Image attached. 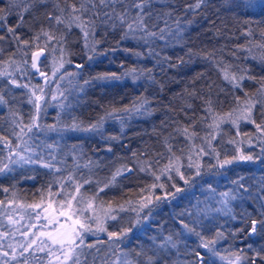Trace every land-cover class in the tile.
I'll use <instances>...</instances> for the list:
<instances>
[{"label":"trees","instance_id":"1","mask_svg":"<svg viewBox=\"0 0 264 264\" xmlns=\"http://www.w3.org/2000/svg\"><path fill=\"white\" fill-rule=\"evenodd\" d=\"M81 2L3 0L0 4L6 8L2 14L6 19L0 21V36H4L0 40V64L11 73L0 76V96L6 102L0 103V136L8 138L11 149L17 144L14 124H25L32 111L28 89L42 78L31 68L29 58L38 46L44 48L37 61L40 70L48 73V58L54 56L64 62L65 79L73 83L71 99L65 96L66 103L58 109L56 120L61 122L57 123L71 125L75 118L87 127L104 118L95 132L48 134L46 137H52L35 155L43 163L49 160L52 167L21 162L0 172V205L6 204L10 196L24 205L39 201L41 196L45 199L43 190L57 186L50 183L52 174H56L71 185L82 182L79 194L95 196V208L103 215L115 216L106 218L107 232L127 233L117 241L119 248L108 240L107 232L86 233L80 264H108L121 248L133 264H149L148 257H153L152 264H200L194 250L201 253L203 264H251L253 259L255 264H264L256 255L259 252L264 256V132L256 128V124L264 128V0H204L195 10L186 6L197 0H150L145 10L151 17L146 23L157 35L146 40L140 38L145 33L139 31L135 33L137 39H121L125 27L115 16L103 23L106 17L93 14L110 12L112 7L116 12L123 11L128 0L125 5L90 10L82 18L95 20V32L87 38L89 48L99 41L95 53L85 47L79 27L74 23L67 27L71 5L79 7ZM25 6L28 11H24ZM88 7L91 9V5ZM49 14L65 22L56 24ZM8 27L15 28L19 40L8 33ZM44 32L56 38L48 41ZM37 35L39 40L34 39ZM23 40L29 44H22ZM54 46L58 52L51 55ZM137 52L141 55H134ZM131 68L136 69L135 74L123 75ZM225 71L244 77L238 81L240 87L224 79ZM106 73H116L121 78L95 79ZM10 79L28 87H16L8 83ZM145 99L148 103L135 111L133 103L140 104ZM252 102H257L251 111L255 123L246 120L234 126L224 120ZM209 107L211 111H206ZM208 114L220 125L217 140L208 132L198 139L204 131L202 118ZM52 120L50 109L46 122ZM184 128H188V136ZM42 140H35L33 145L39 147ZM239 141L241 148L237 149ZM200 149L209 153L200 154ZM9 153L10 148L0 142V168L6 165ZM242 155L252 159H239ZM225 159L232 163L221 167ZM117 169L121 174L113 181ZM85 180L90 182L85 184ZM100 188L104 190L100 192ZM225 192L236 199L223 197L221 193ZM219 194L221 206L216 203ZM199 199L204 201L199 203ZM148 200L151 202L141 208ZM253 220L257 222L255 232ZM184 224L205 239H216L218 231L223 233L213 246L217 255L197 248L199 238L189 233ZM1 226L0 234L6 230ZM169 236L177 242L176 248L166 244ZM89 244L94 247H86ZM2 245L1 253L6 249ZM38 249L31 247L23 256V248L18 249L14 259L17 263L8 257V264H25L22 258L27 259V264H44L47 257L43 253L47 251ZM138 252L142 254L137 256ZM237 255L247 259L237 261Z\"/></svg>","mask_w":264,"mask_h":264},{"label":"snow or ice","instance_id":"2","mask_svg":"<svg viewBox=\"0 0 264 264\" xmlns=\"http://www.w3.org/2000/svg\"><path fill=\"white\" fill-rule=\"evenodd\" d=\"M41 2H43V0H41ZM203 2L204 0H197V2L194 5H187L186 7L187 9H190V10L199 9ZM2 3H3V0H0V4ZM149 3H150V0H128L127 6L124 7L123 11L116 12L115 7H112L110 12L101 13L100 11H93V14L97 18H99L101 15L106 17L107 19H105L103 23H107L108 20H111L113 16H115V19L118 20L120 24L125 27V31L122 33L121 39H127L130 36L133 39H137L135 33L139 31V32L145 33V36L140 37V38L146 40V37H155L157 35L156 32H152L149 30V26L146 23V19L151 17V13L145 10ZM116 4L125 5L126 0H82V2L79 4V7H77V5L75 4L71 5L69 27L71 26L72 23H74L77 27L81 29L85 37V47L86 48H89V41L87 38L89 37V35L94 34L95 32V20L91 18H89L88 20H85L82 18L83 14L89 12L90 10H96L98 8H107L110 5L114 6ZM88 5H91V9L88 7ZM132 10H135L134 14L132 13ZM5 11H6L5 7H0V21H3L6 19V17L2 15L3 13H5ZM24 11H28V6H25ZM61 11H63V9H61ZM20 19L22 20L23 17L21 16ZM49 19H54L56 24H63L65 22L64 20L61 19L60 16L53 17L51 14H49ZM18 26L19 25H17V27ZM115 27H116V24L113 23L112 28H115ZM7 31L8 33L13 34L15 39L17 40L20 39L19 36L15 35L14 27H8ZM160 32H161L160 38L163 39L164 37L162 33L164 32V29H161ZM43 35L47 37L48 41H52L53 39L56 38L55 36L51 35L49 32H44ZM3 39H4V36H0V40H3ZM34 39L39 40L40 39L39 35L34 37ZM20 42L24 45L29 44L28 40H23ZM98 43L99 41H95L92 44V46L89 48V51L95 53L96 52L95 45ZM125 51H127V49ZM43 54H44V48H40L39 46H38L37 51L32 52L31 68L34 69L35 72L39 73V75L43 77L45 81H47L49 77L46 75L45 72L40 70V67L38 66V63H37V61L40 59V57ZM25 55L27 54L25 53ZM134 55L139 56L141 55V53L137 52V53H134ZM92 58H93L92 56H89V59H92ZM68 62L70 63V61ZM13 63H15V61H13ZM23 63L27 64L28 61L25 60L23 61ZM63 66H64V62H61L60 67L62 68ZM76 67L79 68L80 65H76ZM56 71H58V69L53 71V76H55ZM148 71L150 72L151 70H148ZM135 72H136V69L131 68V69L126 70L123 73V75L127 76L129 74H135ZM10 75L11 73H8L7 71L0 72V76H10ZM69 75H75V74L69 73ZM60 78L63 79V77H60ZM120 78L121 77L118 76L116 73L100 74L97 77H95V79H101V80H104V79L119 80ZM224 79L228 81L229 83H231L233 87H240V84L238 81L243 80L244 77L243 76L237 77L235 74L229 75V73L225 71ZM8 83L16 87H24V88L28 87V85L26 84H19L16 79H10ZM85 83L87 84L88 81H85ZM36 88H38L41 93L44 92L43 87H40L39 85H37ZM261 90H264V80L261 81ZM31 95L35 97L34 100L31 98L29 100V103H31L35 109V114H33V116L31 117L32 123L27 124V125L16 124V127L19 128V132H15V131L13 132V135L17 136L19 139L23 141L25 145L24 151L26 152L31 151V149L28 147V142L26 140H23V137L28 135V133H32L34 128L36 129L41 128V125H39L37 121L39 119V113L41 110V105L39 101L41 100L42 97L37 96L35 90L32 91ZM52 99H56V97L53 96ZM0 103H6L3 99V96H0ZM147 103L148 101L146 99L143 100L142 103L140 104H136L134 102L133 108L135 111H140V109L143 108L144 105H146ZM206 103L210 105V101H207ZM255 103L257 102H252L248 104L247 109H246V111L248 112V115L244 117V119L250 120L252 123H255V120H253L251 117V111H252V108L255 107ZM61 107H63V105H61ZM189 107H191V105H189ZM124 110L128 111L127 108H125ZM206 111H211V108L209 107L208 109H206ZM103 119L104 118L102 117L101 120L98 121L97 123L84 127L82 126L81 123L76 122L74 118V122L69 126L68 130L95 132L102 126ZM13 123H16V122L13 121ZM233 123H235V121H233ZM213 126L219 127V125L215 123L209 125V127H213ZM256 128L257 130L264 132V128H262L260 124H256ZM46 130L47 131H60V129H57L55 125L46 126ZM183 133L186 136H188L189 135L188 128H184ZM192 135H195V133H192ZM0 142H3L4 145L9 147L11 150V142L8 140L7 137L0 136ZM19 147L20 145L17 144L16 148H19ZM48 147H51V145H49ZM200 151L203 152V149H200ZM15 154L17 155L18 160L12 161L13 163H18V162L23 161L24 163H42L43 167H49V168L52 167L50 163H43L42 160H33L31 156L25 157L19 152H16ZM10 158H11V151H10ZM233 159H236V157H233ZM239 159L250 160L252 159V157L242 155L239 157ZM230 163H232V160L225 159L224 161L220 162V166L223 167L225 164H230ZM7 167H8L7 165H4V167L0 168V172L5 171ZM126 170L131 171L130 169H126ZM141 170L143 171L144 169H141ZM57 171H59V169H57ZM163 171L164 170H161L162 174H163ZM176 171L179 172V169H176ZM120 174H121V170L117 169V172L112 177V180L114 181L116 178V175H120ZM181 178H183L182 175H181ZM71 179L72 177L69 176V180ZM156 179L159 180L160 177L157 176ZM89 182L90 181L88 180L84 181L85 184ZM160 186L163 187V185H160ZM81 187H82L81 184H76L75 191L79 193ZM104 187H108V185H105ZM151 187L155 188L156 185L153 184ZM240 187L243 188L244 185L241 184ZM103 190H104L103 188L99 189L100 192H102ZM5 191H7V189H5ZM221 195L226 198L230 197L231 199H236L235 195H230V193L228 192L221 193ZM65 196L67 197V199L64 203L60 205V207L62 209L66 208L67 212L61 211L59 213V216L65 217V221L62 223L58 217H52V218L45 217V219H47L48 221V224L52 225V230L47 233H41V235L46 236L48 241H50L51 247L49 248V252H48L49 256L53 257L55 260H58V261L60 260V256H56L55 253L52 251V248H55L56 251H58L60 255L63 256V260L60 261V264H66V262L70 260L73 261V264H80L79 255L81 253L78 252V250L81 249V246L85 245V239H84L85 234L86 233L96 234L99 232H107V229L104 227L101 217L96 216V215H86V213L90 211L92 213H95V207H94L95 196L88 198V199H85L83 196L77 199V196L72 195L70 193H65ZM156 199L159 200L160 198L156 197ZM73 200L76 201L75 207H73V204H72ZM150 202H151L150 200L146 201L144 204L141 205V208L147 206V203H150ZM2 203L3 202L0 201V204ZM223 203H225L226 205L227 199L223 201ZM30 207L35 208V207H39V205H30ZM45 211H47V209H45ZM218 211H221V209H218ZM225 214H227V212H225ZM108 215H109L108 213H105V216H108ZM111 218L115 219V216H112ZM8 219L11 222L15 223V221L11 220V217H8ZM37 219H39V216H37ZM256 223L257 222L255 220L252 221V225H253L252 232L256 231V228H255ZM261 223H264V221H261ZM93 224L96 225L95 231L93 230ZM183 227L189 233H193L199 238V244L197 245V248H203L207 252L213 255H217L215 248L213 246L217 243V240L223 236V233L218 231L216 233V239H205L201 235V233L196 232L194 228H189L187 224H184ZM126 234H127L126 232H120V233L107 232L108 240L111 241L112 245H114L117 248H119V244L117 243V241H121L122 237H124ZM23 235H27V233H23ZM3 238H4V234H0V240H2ZM34 243H36V241L32 240L27 244V246L20 245V247L23 248V252H21L20 255L23 256L24 252H27L28 249L31 248ZM41 244H44V241H41ZM166 244L170 245L172 248H176L177 246V242L174 241L171 236L166 238ZM2 247L3 245L0 244V248ZM8 247L12 249V252H11L12 259H15L16 249L12 248L11 244H9ZM45 247H48V245L44 244V246L40 247L38 250L43 252L45 250ZM86 247L92 248L94 247V245L89 244V245H86ZM160 247H164V245H160ZM0 254H2L5 257L9 256V252L7 251H4ZM141 254L142 253H139V252L136 253L137 256ZM194 254L198 258H200V264H203V257L201 256V253L199 251L194 250ZM256 255L259 256L260 259L264 260V256H261L259 252H257ZM242 259H247V257H241L239 255L236 256L237 261L242 260ZM148 261H149V264H152L153 257H148ZM3 264H8V261L7 260L3 261ZM25 264H27V261H25ZM49 264H52V261H49ZM113 264H119V260L114 261ZM123 264H133V262L126 259L123 261ZM251 264H255V259L251 261Z\"/></svg>","mask_w":264,"mask_h":264},{"label":"rangeland","instance_id":"3","mask_svg":"<svg viewBox=\"0 0 264 264\" xmlns=\"http://www.w3.org/2000/svg\"><path fill=\"white\" fill-rule=\"evenodd\" d=\"M69 27V26H67ZM56 46L52 47L50 49V54L52 55V53H57L58 51L56 50ZM59 56V55H57ZM49 72L46 73V75L49 77V79L47 81L44 80V78L42 77L40 80H38L37 82H35V85L32 84L30 87V90L28 89V100L31 99H35V97H33L31 95L32 91L35 90L36 95L37 96H41V100L39 101L40 105H41V110L39 113V119L37 121V123H39V125H41L40 129H33L32 133H28V135L23 137V140H26L28 142V147L31 149V151H24V143L21 139H19L17 137V144L20 145L19 148H16V146L11 149V158H10V153L9 155L6 157V165L8 166L7 168H10L11 165H18L21 162L18 163H13L12 161L18 160L17 155L15 154L16 152L21 153L22 155H24L25 157L31 156L33 160H42L39 159L38 156L35 155V152H42L44 149V146L47 142V138H51L52 135L50 137H46L48 134H50L52 132V134H56L57 132L59 133H70L68 132V128L70 125L68 124H61V123H57V122H61L56 120L57 118H59L57 116V112L59 107H61L60 105H64V102L66 103V97L67 99L70 100V94H71V87H73V83H70V81L68 79H65V69L64 67H60L61 62L63 61H59L57 60L54 56H50L49 58ZM3 64H0V72H3ZM58 69V71H56L55 76H53V71ZM60 77H63V79H61ZM68 80V81H67ZM40 81V82H39ZM39 85L40 87H43L44 92L41 93L39 91L38 88H36V86ZM75 86V85H74ZM69 87V88H67ZM55 96L56 99H52V97ZM63 97H64V101H63ZM32 106V111L30 113L29 116V120H27V122H25V124L22 125H27L32 123V119L31 117L33 116V114H35V109ZM243 106V104H242ZM54 107V108H53ZM53 109V120L51 122H46V118L48 116L49 110ZM247 106H243L241 107V109H238V112H234L232 114L231 117H228L224 120L228 121L229 123H233L234 119L236 122L235 123H239L240 121L245 123L246 119H244L245 116H247L248 112L246 111ZM247 113V114H246ZM55 114V115H54ZM231 114V113H230ZM209 117H204L202 118V128L201 131L204 130L203 132H201L198 136L199 140H202L205 136L206 133L208 132V134L213 135V139L218 138V136L220 135V125L219 123H217L216 121H214V116L211 117L212 115L208 114ZM55 120V121H54ZM218 124L219 127H209L210 124ZM235 123H233V125L235 126ZM222 124V123H221ZM48 125H55L57 129H60V131H47L46 130V126ZM14 127L17 129L16 132H19V128L16 127V124H14ZM71 134V133H70ZM236 134V132H235ZM43 139V140H42ZM236 139V138H235ZM37 140L40 141V145L39 147H37L35 144L33 145V142ZM32 143V147L29 146ZM16 144V145H17ZM236 147L237 149L241 148V143L240 141L236 143ZM206 153L208 154L209 151L206 150V152H200V154ZM239 153V152H238ZM3 161V160H2ZM45 163H50L49 160L44 161ZM186 163H189L188 160L186 159ZM51 164V163H50ZM52 165V164H51ZM53 166V165H52ZM54 177H51L52 179L50 180L51 185H57L53 190H51L50 188L45 191L43 190V194L46 197L45 199H43L44 197L41 196V199L37 202H34L30 205H39V207H30V205H24L21 204L20 202H18L17 200L11 198L8 199L7 203L4 205H0V225L5 224L6 225V230L5 231H1V234H4V238L2 240H0V244H4L6 249L5 251L9 252V258L11 257V252L12 249L8 247L9 244L12 245V248H15L16 251L18 249H21L22 247H20V245H25L27 246V244L32 241L35 240L36 243H34L32 245V248H40L43 247L44 244L48 245V247H45L47 252L43 253L44 257H47L43 263L44 264H49V261H52V264H60V261L63 260V256L60 255V253L58 251H56L55 248H52V251L55 253L56 256H60V260H55L53 257L49 256L48 252H49V248L51 247L50 241H48L46 236L41 235V233H47L50 232L52 230V225L48 224L47 219H45V217H58L60 219V221L63 223L65 221V217L63 216H59V213L61 211H65L67 212V209L64 208L62 209L60 207V205L62 203H64L67 199V197L65 196V193H70L72 195L77 196V199H79V197L83 196L80 195V191L79 193H77L75 191V185H71L70 183H66L63 179L59 178L58 175L56 174H52ZM79 184H83L82 182H80ZM72 187L71 191H68L69 187ZM57 194H59V196H57ZM13 196V195H12ZM57 196V197H56ZM11 197V196H10ZM85 199L91 198L88 197L86 198L85 194L83 196ZM202 201H204L203 199H199L197 200V202L201 203ZM196 202V203H197ZM219 202V206H221V196L220 194L217 195L216 197V203ZM73 207L76 206V201L73 200L72 201ZM218 206V205H217ZM95 207V206H94ZM205 211H208L209 208L206 209ZM216 208V207H214ZM45 209H47V211H45ZM222 210V208H219ZM86 215H96L101 217V220L103 222V224H105L106 218H110L111 215L109 214L108 216H105L102 214V212L98 209L95 208V213H92L91 211L86 213ZM37 216H39V219H37ZM8 217H11L12 221H15V223L11 222ZM2 218V219H1ZM34 225V227H33ZM95 227L96 225L93 224V230L95 231ZM23 233H27V235H23ZM15 237H19V239L15 238ZM41 241H44V244H41ZM2 242V243H1ZM3 249V248H0ZM8 249V250H7ZM23 251V250H22ZM33 251V249H32ZM81 249L78 250V252H80ZM1 253V252H0ZM32 254H34L32 252ZM8 257L3 256L2 254H0V262L2 259L7 260ZM23 259V262L27 261V259ZM126 254L124 251V248H121L117 251V253L114 254L113 258L110 259L109 258V262L108 264H113L114 261L119 260V264H123V261L126 260ZM11 260H14L11 258ZM14 262H16V260H14ZM17 263V262H16ZM15 263V264H16ZM67 263V262H66Z\"/></svg>","mask_w":264,"mask_h":264},{"label":"flooded vegetation","instance_id":"4","mask_svg":"<svg viewBox=\"0 0 264 264\" xmlns=\"http://www.w3.org/2000/svg\"><path fill=\"white\" fill-rule=\"evenodd\" d=\"M7 198H8V199H11L10 197H7ZM7 198H6L5 202L8 201ZM2 228H3V230L7 229L5 224H2V226H1V230H2ZM10 262H11V261H10ZM11 264H12V262H11Z\"/></svg>","mask_w":264,"mask_h":264},{"label":"water","instance_id":"5","mask_svg":"<svg viewBox=\"0 0 264 264\" xmlns=\"http://www.w3.org/2000/svg\"><path fill=\"white\" fill-rule=\"evenodd\" d=\"M40 48H42V47H40ZM38 50V48H36V49H33L31 52H30V55H29V58H30V61L32 60V52L33 51H37ZM73 64H75V63H73ZM76 65H79V64H76Z\"/></svg>","mask_w":264,"mask_h":264}]
</instances>
